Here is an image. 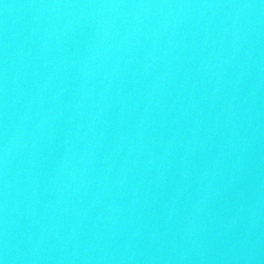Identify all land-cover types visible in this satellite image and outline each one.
Here are the masks:
<instances>
[{"label": "water", "instance_id": "water-1", "mask_svg": "<svg viewBox=\"0 0 264 264\" xmlns=\"http://www.w3.org/2000/svg\"><path fill=\"white\" fill-rule=\"evenodd\" d=\"M0 264H264V0H0Z\"/></svg>", "mask_w": 264, "mask_h": 264}]
</instances>
